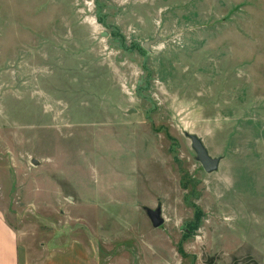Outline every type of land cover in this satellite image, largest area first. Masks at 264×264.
Returning a JSON list of instances; mask_svg holds the SVG:
<instances>
[{"label": "rangeland", "instance_id": "rangeland-1", "mask_svg": "<svg viewBox=\"0 0 264 264\" xmlns=\"http://www.w3.org/2000/svg\"><path fill=\"white\" fill-rule=\"evenodd\" d=\"M0 212L32 264H264V0H0Z\"/></svg>", "mask_w": 264, "mask_h": 264}, {"label": "crops", "instance_id": "crops-1", "mask_svg": "<svg viewBox=\"0 0 264 264\" xmlns=\"http://www.w3.org/2000/svg\"><path fill=\"white\" fill-rule=\"evenodd\" d=\"M17 231L13 229L5 220L3 214L0 212V264H32L28 263L23 258L21 254L22 246L19 245ZM24 252V247L23 251ZM79 252L78 256H73V258H78L79 260L75 263L77 264H95L94 261L89 257L88 250L86 249L85 244L79 240H73L69 246V249L61 253L58 250L51 251L50 256L46 259L54 260L57 256H66L67 253ZM179 255V254H178ZM62 259V258H61ZM45 254L42 255L39 262L40 264L44 263ZM74 260V259H73ZM47 261V260H45ZM36 264V263H35Z\"/></svg>", "mask_w": 264, "mask_h": 264}, {"label": "water", "instance_id": "water-1", "mask_svg": "<svg viewBox=\"0 0 264 264\" xmlns=\"http://www.w3.org/2000/svg\"><path fill=\"white\" fill-rule=\"evenodd\" d=\"M160 36L155 34L151 39L145 40L141 43V47L148 50L150 45L160 40ZM191 146L196 153V158L204 171H210L215 168L217 163V158H210L206 155L205 150L201 146L200 142L193 136L190 137ZM35 164V161H33ZM146 214L148 216L149 222L153 228H157L162 224V219L159 218L158 209L147 210Z\"/></svg>", "mask_w": 264, "mask_h": 264}, {"label": "trees", "instance_id": "trees-1", "mask_svg": "<svg viewBox=\"0 0 264 264\" xmlns=\"http://www.w3.org/2000/svg\"><path fill=\"white\" fill-rule=\"evenodd\" d=\"M97 19H99V17H97ZM187 198H188V196H186V198H183V201H184V203L186 204V205H188V207H191V209H192V214H193V220L192 221H197V219L199 220L200 219V217L202 216L201 215V212H200V210H198L194 205H190L189 204V201H187ZM194 227V226H193ZM196 227V226H195ZM194 227V228H195ZM177 253L179 254V256L181 257V258H186L187 257V255L182 251V250H180V247H178L177 249Z\"/></svg>", "mask_w": 264, "mask_h": 264}]
</instances>
